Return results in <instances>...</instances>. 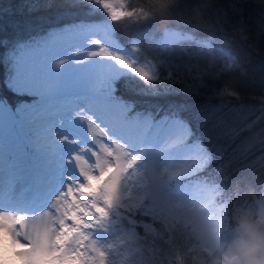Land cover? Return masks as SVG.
Here are the masks:
<instances>
[{"label":"snow or ice","instance_id":"1","mask_svg":"<svg viewBox=\"0 0 264 264\" xmlns=\"http://www.w3.org/2000/svg\"><path fill=\"white\" fill-rule=\"evenodd\" d=\"M80 3L93 15L109 7L104 0ZM112 15L121 19L133 13ZM176 38L166 34L165 43ZM66 39L55 35L42 40L15 61L11 83L27 91L33 103L12 109L0 97V264H114L124 244L129 245L126 264H186L173 251L178 238L219 246L218 234L230 221L228 194L244 177L218 164L183 109L136 111L118 97L116 79L87 84L86 103L78 102L76 109L86 107L96 121H104L107 134L125 149L128 171L138 168L139 184L131 196L120 199L113 191V186L120 188L119 177H113L124 165L112 164L99 175H88L87 183L82 176L73 177L81 186L70 187L55 158L59 136L65 134L61 129L79 134L69 123L73 109L62 94L70 79L59 59ZM147 78L163 83L156 73ZM109 180L113 185L105 191ZM137 197L135 211H120ZM258 202L264 204V198ZM193 214L206 217L203 227L193 229L188 222Z\"/></svg>","mask_w":264,"mask_h":264},{"label":"trees","instance_id":"2","mask_svg":"<svg viewBox=\"0 0 264 264\" xmlns=\"http://www.w3.org/2000/svg\"><path fill=\"white\" fill-rule=\"evenodd\" d=\"M124 12L133 16L113 20L117 44L131 51L138 63L153 65L163 83L125 74L116 80L118 97L136 111L183 109L195 136L216 153L218 164L231 175L244 177L228 194L230 221L221 232L261 224L264 0H127ZM108 17L107 9L101 7L93 15L80 0H0V97L6 105L16 109L22 101L34 102L28 94L15 93L7 82L11 57L19 45L47 40L80 23ZM168 27L208 38L214 47L188 40L164 48L159 40ZM154 84L158 94L153 92ZM25 96L28 98L22 99ZM138 206L123 204L120 211H135ZM157 243L163 245L164 241ZM181 246L178 240L173 251L192 264ZM166 259L170 262L172 257Z\"/></svg>","mask_w":264,"mask_h":264},{"label":"rangeland","instance_id":"3","mask_svg":"<svg viewBox=\"0 0 264 264\" xmlns=\"http://www.w3.org/2000/svg\"><path fill=\"white\" fill-rule=\"evenodd\" d=\"M104 3L109 5L107 8L109 17L105 21L96 23L83 22L75 27V29L54 34V36L62 35L68 38L62 44V52L59 57V59L65 62V73H68L70 76L67 86L62 90V94L64 102L73 109L72 121L69 123H74L75 127L79 129V134L69 132L67 127L61 129L65 134L59 136L61 147L58 149L55 158L66 179L71 181L70 187L72 189L81 186L80 181L73 178L77 175L84 177L85 183H87L86 178L88 175H99L112 164L124 165L123 171L117 173L116 177H113V180H117V177H119L118 183L120 184L119 190L113 186V191L116 192L120 199H126L132 195L134 189L139 184L138 168L133 167L131 172L128 171L124 160L126 156L125 149L121 147L119 142L107 134L108 130L104 125V121H96L93 113L87 111L86 107H80L77 110L76 105L78 102L86 103L84 95L86 85L89 83L96 84L97 81L102 79L117 80L122 75L129 73L140 75L146 79V77H150L156 71L151 64L138 63L131 51H126V49L118 46L116 42L113 20L117 19L113 17L112 12L124 11L127 0H104ZM166 34H176L177 38L165 43ZM52 38H48L47 40ZM188 40H196L197 43L205 45L208 48L214 47V44L208 38H196L190 32H184L173 27L164 29L159 42L162 47L166 48ZM41 41L31 40L25 44H21L12 54L11 72L7 82L17 94H28V92L20 85H13L11 83L15 70V61L27 47L34 46ZM220 50L225 55L233 58L229 50L222 46H220ZM81 76H86L87 80L79 79ZM146 80L151 81L152 79L147 78ZM76 95L77 97H74ZM23 104L25 103L22 101L20 107ZM131 163L132 160L129 158L127 164ZM4 178L7 181V171ZM113 180H109L108 184L105 185V191L108 190L109 185H113ZM66 187H69V185H66ZM128 204L138 206L140 198H134ZM259 205L258 212L263 222L256 227L264 232V204L259 203ZM177 211L181 212L182 217L184 216L182 209H178ZM210 215L211 213L208 212L207 216ZM205 220L206 217H198L193 214L191 220L188 222L193 224V229H199L203 227ZM244 225L228 229L227 234L221 235L220 232L218 234L219 246H206L203 241H192L189 243L186 239L178 238V240L186 253L189 254L192 264H236L235 251L241 242ZM128 248V244L120 246V250L124 253L116 256L119 257L117 260L118 264H126ZM117 261L114 259V264H117Z\"/></svg>","mask_w":264,"mask_h":264},{"label":"clouds","instance_id":"4","mask_svg":"<svg viewBox=\"0 0 264 264\" xmlns=\"http://www.w3.org/2000/svg\"><path fill=\"white\" fill-rule=\"evenodd\" d=\"M235 261L236 264H264V232L245 224L235 251Z\"/></svg>","mask_w":264,"mask_h":264}]
</instances>
